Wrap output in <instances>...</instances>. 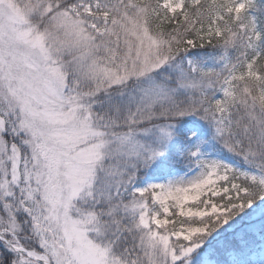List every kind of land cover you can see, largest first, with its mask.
Segmentation results:
<instances>
[{
    "label": "snow or ice",
    "instance_id": "1",
    "mask_svg": "<svg viewBox=\"0 0 264 264\" xmlns=\"http://www.w3.org/2000/svg\"><path fill=\"white\" fill-rule=\"evenodd\" d=\"M0 264H264V0H0Z\"/></svg>",
    "mask_w": 264,
    "mask_h": 264
}]
</instances>
